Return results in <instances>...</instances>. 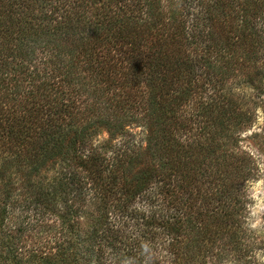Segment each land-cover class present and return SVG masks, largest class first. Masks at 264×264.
I'll use <instances>...</instances> for the list:
<instances>
[{
    "label": "trees",
    "instance_id": "trees-1",
    "mask_svg": "<svg viewBox=\"0 0 264 264\" xmlns=\"http://www.w3.org/2000/svg\"><path fill=\"white\" fill-rule=\"evenodd\" d=\"M263 175L264 0H0V264H244Z\"/></svg>",
    "mask_w": 264,
    "mask_h": 264
},
{
    "label": "rangeland",
    "instance_id": "rangeland-1",
    "mask_svg": "<svg viewBox=\"0 0 264 264\" xmlns=\"http://www.w3.org/2000/svg\"><path fill=\"white\" fill-rule=\"evenodd\" d=\"M104 134L101 139H107ZM254 204L251 208L250 230L248 242L253 244V254L244 264H264V175L252 188ZM229 264V263H228Z\"/></svg>",
    "mask_w": 264,
    "mask_h": 264
}]
</instances>
